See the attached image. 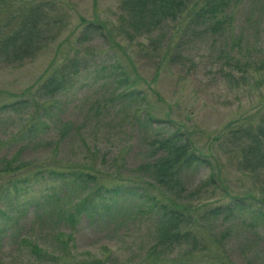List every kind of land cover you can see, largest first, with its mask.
I'll return each mask as SVG.
<instances>
[{"label": "rangeland", "instance_id": "374dc122", "mask_svg": "<svg viewBox=\"0 0 264 264\" xmlns=\"http://www.w3.org/2000/svg\"><path fill=\"white\" fill-rule=\"evenodd\" d=\"M122 1L0 0V264H264V0H231L223 28L182 13L139 34ZM19 29L42 46L16 60L26 52L1 43ZM48 79L66 82L58 100ZM12 102L28 105L1 108ZM173 135L202 162L178 172L185 201L141 170ZM140 176L141 200L104 212ZM85 196L93 219L77 213ZM166 199L193 220L190 251L153 248L157 217L143 210ZM232 204L245 209L229 233L221 217L199 218Z\"/></svg>", "mask_w": 264, "mask_h": 264}, {"label": "trees", "instance_id": "16d2710c", "mask_svg": "<svg viewBox=\"0 0 264 264\" xmlns=\"http://www.w3.org/2000/svg\"><path fill=\"white\" fill-rule=\"evenodd\" d=\"M233 1V0H232ZM231 0H123L121 3L123 7H125V12H127V17H125V22L128 27H130L131 31L133 33L139 34V33H149L151 30L156 28L159 24H161L164 19H170L173 20L176 18V16H181L182 13H189L187 16V19L190 23L193 24H199L203 25L207 28L212 29H218L223 28L225 25V21L227 18L223 16L225 15L226 9L228 6H233L235 2H232ZM25 23V22H23ZM22 23V24H23ZM91 24H89L90 26ZM87 30V29H86ZM27 31V30H26ZM26 31H22V29H19L17 31H13L9 35H7L3 40L1 45L3 44L5 46V49H9L12 51V57H19L18 52H26V55H22L23 57H19L16 60H20L23 58H26L27 55L32 54L37 49V45L39 44L42 46L40 37H37V35L33 38L27 39ZM20 32V33H18ZM24 32V33H22ZM88 32V31H87ZM85 34V32H84ZM85 36V35H84ZM39 39L34 45L32 46L31 43ZM24 40V42H22ZM19 43V46H16V43ZM26 45V46H25ZM5 60H7V57H5ZM70 80V79H68ZM126 82L120 79L118 83H116L117 86L121 85L124 86ZM66 82L65 81H59L55 83L53 79H48L44 84L41 85V89L43 88L44 94H47L48 98H53L55 100H58V93H64L63 90H66ZM136 94L133 91L125 92V97L127 98H134ZM57 102L52 104V107H55V104ZM26 107V105L23 103ZM20 107V105L16 102L8 103L5 105H1L2 109H8L10 111L18 112L22 111L23 108ZM50 114V113H47ZM46 120L50 119L48 117H45ZM142 119V118H141ZM146 121L151 122L152 119L144 118ZM31 123H45L44 117L41 119V116L38 115V118L30 120ZM30 129H36L38 126L31 125L29 126ZM264 130V117H263V125L261 127ZM233 133L235 131H232ZM244 133H247L246 130H244ZM261 133H264L261 131ZM251 142L254 143V140L251 139ZM159 143V148L164 152L162 156L156 157L152 159L151 163H148L144 165V167L141 169H144V174L146 177L151 179V183L147 184L150 187L155 186L163 192L172 193V195L175 196V200H180V195L183 192V189H174L173 186L180 184V177L178 172H182V170H186L189 167L193 166L197 163H202L198 161L199 158H196L192 155V153L189 151L188 145L181 142L175 135L166 138L165 140H162ZM254 146V144L252 145ZM254 148V147H252ZM243 152L242 155L250 156L254 155L256 156V152ZM253 153V154H252ZM154 153L153 155H155ZM204 163L207 164V161L204 160ZM140 168V165L136 167V169ZM139 173V172H136ZM141 174V173H140ZM135 176H139V174H135ZM87 176H85L86 178ZM89 178V177H88ZM143 178L140 176L138 181H132L130 180V183L125 187L115 189L111 191L113 193V200L112 203L105 208V211H109L112 208L116 209V206L119 203L126 202L125 199L130 198L141 200L142 194L140 193V190L137 188L135 189L136 183ZM172 190V191H171ZM137 191V192H136ZM182 196V195H181ZM111 197V198H112ZM182 201H185L184 197H181ZM165 204H161L158 201H153L152 203L146 202L145 206H147L143 212L144 213H155L157 217L156 221V232H155V241H154V247L161 246V250L164 252L168 251V247L171 245L173 248L179 247L181 243L183 242L184 246L187 248L189 247V251L191 248H195L196 242H194V239H196L195 234L194 236L189 234L187 232V229L189 228V216L183 217L182 213H179L177 210L179 208V205L176 202H169L168 199L165 200ZM169 202V204H168ZM97 204L93 203L92 197L85 196L83 197L82 202H80L79 207L77 208V213H85V216L87 218L93 219V217L98 216V212L100 210L99 207L96 206ZM245 209L244 206L239 204H232L230 207H225L222 209L215 208L210 209L207 211V213H204L199 218L201 220H217L219 217H221V221L223 223V232L229 233V224L228 222L231 221L232 218H234L237 214L240 218L244 217V215L241 214L240 210ZM103 210V209H102ZM140 210V209H138ZM126 211V210H125ZM235 212V214H234ZM245 213H249V211H245ZM69 219H72V216L69 215ZM259 222L260 220L257 219ZM264 226V221L260 222ZM262 226V227H263ZM188 227V228H187ZM207 233L210 237L214 236L213 233V227H209L206 229ZM228 231V232H225ZM186 237H191V241L187 239ZM195 237V238H194ZM264 239V235L262 237ZM264 243V242H263ZM186 250V249H185ZM189 251H186V254L189 253ZM163 253V252H160ZM38 257V256H37Z\"/></svg>", "mask_w": 264, "mask_h": 264}]
</instances>
